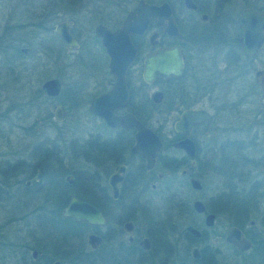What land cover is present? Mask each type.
I'll list each match as a JSON object with an SVG mask.
<instances>
[{
    "label": "flooded vegetation",
    "instance_id": "flooded-vegetation-1",
    "mask_svg": "<svg viewBox=\"0 0 264 264\" xmlns=\"http://www.w3.org/2000/svg\"><path fill=\"white\" fill-rule=\"evenodd\" d=\"M233 3L63 0L35 5L34 36L42 35L47 42V64L55 71L46 80L58 81L54 95L41 88L46 80L40 84L42 94L56 101L53 120L64 121L71 110L80 121L96 122L99 128L83 130L76 143L85 165L78 180L57 162L55 148L39 153L63 193L58 188L44 194L45 209L18 206L11 211L9 221L19 231H31L28 239L21 242L19 237L15 243L14 264H210L219 254L226 264H259L261 247L249 230L255 221L247 217L264 180V146L257 149L260 135L264 138V25L256 51L248 53L241 49L244 29L238 17L244 10L262 13L264 6L241 1L235 4L243 5L237 14L223 9ZM18 51L25 55L29 48ZM155 53L157 76L147 81L145 60ZM167 53L172 55L169 67H174L165 73ZM116 73H122L123 87L117 88ZM58 106L60 120L54 116ZM186 112L195 113L194 120L184 119ZM124 116L150 129L158 148L148 135L138 141L134 125L105 123ZM154 121L157 128L150 125ZM244 133L249 134L248 144L241 137ZM30 152L35 154L36 147ZM27 165L29 172L22 178L14 172L13 185H36V164ZM217 176L224 188L213 195L207 186ZM163 182L171 187L173 199L180 196V187L193 194L194 221L182 232L176 226L177 214L174 219L165 210L149 209L151 192ZM71 197L95 208L101 222L63 215ZM205 199L220 203V210ZM196 201L203 206L200 212L193 208ZM219 212L237 221L216 229ZM44 221L65 238L39 231ZM232 227L249 241L247 248L226 241ZM180 233L186 238L183 251ZM76 237L82 244L73 248ZM86 247L90 249L85 252Z\"/></svg>",
    "mask_w": 264,
    "mask_h": 264
},
{
    "label": "rangeland",
    "instance_id": "rangeland-1",
    "mask_svg": "<svg viewBox=\"0 0 264 264\" xmlns=\"http://www.w3.org/2000/svg\"><path fill=\"white\" fill-rule=\"evenodd\" d=\"M62 1L0 0V264H14L15 243L19 237L22 239L21 242L28 239V234L31 233L30 229L25 227L19 231L17 226L9 221L11 211L18 206L17 209L20 210L34 209L36 205L43 202L41 200L45 196L42 192L45 183L38 182V180L36 185L32 182L27 188L23 187V183L20 187L13 185L12 182L16 178L14 172H19L18 177L22 178V175L25 176L29 172L27 163L33 164L34 162L37 173V162L42 157L45 158L39 153L50 152L53 147L58 151L57 162L61 160V166L65 171L74 175L76 180L80 179L79 172L85 165L80 155H77L76 143L81 139L83 130L99 128L96 122L80 121L75 116L76 112L71 110L66 112L64 121H54L52 108L56 101L46 98L40 90V84L49 77L55 76V71L53 66L47 64L44 52L47 42L43 40L42 35L34 36L36 30L33 26L37 21V9L34 7L35 5H51L52 2ZM232 1H234V5H223V9L228 13L237 14L243 5L235 4L241 1L260 7L264 6V0ZM18 47H28L29 52L22 55L18 51ZM150 125L157 128L155 121ZM248 135L244 133L241 136L247 144ZM261 136L257 140L258 151L264 146V138ZM34 146L37 152L31 154L30 151ZM18 162H21L20 165ZM54 162H56L55 159ZM35 179L33 177L32 181ZM210 186L213 195L214 192L220 193L222 187L224 188L220 176L213 180L212 185L208 184L207 188L210 189ZM170 188L164 182L158 185L157 191L151 192L149 209L154 212L165 210L174 216V219L177 214L176 226L182 232L186 223L194 221L191 214L193 194L189 189L180 187V196L173 199ZM259 191L260 195L255 202L256 205L249 206L247 218L255 221L254 227H249V230L252 234L257 235V242L261 247L259 264H264V180L260 183ZM204 201L209 203L208 199ZM213 202L215 201L210 203ZM24 203L27 204V207L23 206L21 209V204ZM215 203L217 205L214 208L220 210V203ZM27 218L31 221L33 217ZM234 221H237L234 216L219 212L216 229L220 230L225 224H231ZM31 223L34 225V222ZM63 225L66 226L65 222ZM21 226L23 225L21 224ZM66 227L69 231L71 230V227ZM38 230L45 235L52 233L56 235L55 237L65 238L61 235L63 233H57L56 228L45 221L40 228L38 227ZM185 242L186 238L180 233L179 247L181 251H183ZM73 244L74 246L71 244V247L77 248L82 244V238L76 237ZM89 249L86 247L84 251ZM220 251L224 252L222 248ZM90 254L93 256L92 253ZM210 264H226V262L219 254L214 256Z\"/></svg>",
    "mask_w": 264,
    "mask_h": 264
},
{
    "label": "water",
    "instance_id": "water-1",
    "mask_svg": "<svg viewBox=\"0 0 264 264\" xmlns=\"http://www.w3.org/2000/svg\"><path fill=\"white\" fill-rule=\"evenodd\" d=\"M166 5V4H162ZM152 7V6H150ZM238 23L243 27L244 29V38L242 40V46L241 49L248 53H254L259 45V43L262 40V28L264 25V12L257 13L252 10H244L240 16L238 17ZM126 27V24L124 25ZM118 34H122V31L117 32ZM123 33L125 34V29L123 30ZM25 50V49H22ZM172 55L167 53L165 55V68L164 72L168 73L171 69H173L174 65L169 67V59ZM158 54L155 53L153 55H150L145 60V72L143 73V78L147 81L151 80L152 78L157 76V69H158ZM261 73V72H259ZM116 85L117 88L123 87V75L122 73H116ZM259 74L257 73V76ZM41 88L43 89L45 94L48 95H54L58 91V81L55 79L46 80L42 83ZM61 112V107H56L54 110V116L56 120L61 119V115H59ZM196 117L195 113L186 112L183 114L184 119H188L189 122L194 120ZM105 123L110 126H131L134 125L137 129L136 138L138 141L142 139V137H146L148 135V138L152 140L156 147L158 148V140L154 133L147 128L142 127L140 124H138L133 118L129 116H124L122 118H116V117H110L108 120H105ZM136 146H139V144H136ZM192 185H195L193 181H191ZM193 208L200 212L203 210V206L199 201H196L193 203ZM63 215L70 216L76 221L85 220L89 223H96L101 222V216L98 213V211L93 208L90 204L86 202H81L77 200L74 197H71L68 205L63 210ZM213 215H207L205 218L206 224L210 223ZM189 231H192V228L188 226L186 228ZM226 241L230 242L234 246H236L238 249H245L249 246V241L242 237L240 232L232 227L228 230L226 234Z\"/></svg>",
    "mask_w": 264,
    "mask_h": 264
},
{
    "label": "trees",
    "instance_id": "trees-1",
    "mask_svg": "<svg viewBox=\"0 0 264 264\" xmlns=\"http://www.w3.org/2000/svg\"><path fill=\"white\" fill-rule=\"evenodd\" d=\"M40 161L37 162V171H38V182H43L45 184H43V186H45V188L42 190V192H44V194L48 195L51 193H56L58 192V188L61 187L59 182L55 183V179L52 176V174H50V169L49 167H47L46 165H44V163L41 162H46V159L44 157H42V159H39ZM36 182V184L38 183ZM61 189L59 188V191ZM55 191V192H54ZM60 193H63V190L60 191ZM68 194H71V190H69L68 192H66ZM45 202H47L46 199H44ZM45 202L43 201L41 204L36 205L34 207V209H45L44 205H42L43 203L45 204ZM27 204H21V209L23 206H26ZM27 207V206H26Z\"/></svg>",
    "mask_w": 264,
    "mask_h": 264
}]
</instances>
